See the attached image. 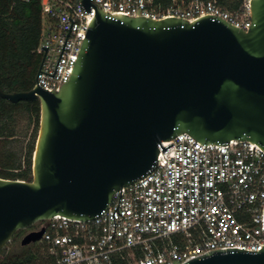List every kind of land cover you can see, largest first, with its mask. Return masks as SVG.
I'll return each mask as SVG.
<instances>
[{
    "label": "water",
    "instance_id": "95a60500",
    "mask_svg": "<svg viewBox=\"0 0 264 264\" xmlns=\"http://www.w3.org/2000/svg\"><path fill=\"white\" fill-rule=\"evenodd\" d=\"M81 4L96 13L69 81L57 91L0 87L12 102L41 103L32 179L0 177V252L37 221L100 216L114 192L157 166L159 145H174L162 141L182 132L204 145L248 139L264 149V0H251L248 30L215 14L157 20ZM43 234L28 232L21 244ZM183 264H264V245L219 248Z\"/></svg>",
    "mask_w": 264,
    "mask_h": 264
},
{
    "label": "built area",
    "instance_id": "2783aa9c",
    "mask_svg": "<svg viewBox=\"0 0 264 264\" xmlns=\"http://www.w3.org/2000/svg\"><path fill=\"white\" fill-rule=\"evenodd\" d=\"M243 1L241 10L231 12L217 0H172L165 9L155 0H91L104 11L157 20L194 21L215 14L248 30L251 0ZM40 2L42 29L37 52L43 64L34 87L39 83L57 91L71 77L96 9L92 5L87 12L81 0ZM69 16L74 20L71 31ZM43 45H49L46 56ZM172 142L164 151L159 145L157 166L114 192L103 214L88 220L59 215L37 221L29 232L44 229V234L32 244H44L56 253L57 264H116L114 254L132 247H141L144 256L130 264H183L228 247L260 250L264 245V149L248 139L204 145L187 132L162 141L164 146ZM118 206L121 214L116 211ZM194 229L201 237L197 243L192 241ZM175 235L188 243L175 242Z\"/></svg>",
    "mask_w": 264,
    "mask_h": 264
},
{
    "label": "trees",
    "instance_id": "16d2710c",
    "mask_svg": "<svg viewBox=\"0 0 264 264\" xmlns=\"http://www.w3.org/2000/svg\"><path fill=\"white\" fill-rule=\"evenodd\" d=\"M193 0H187L190 3ZM219 5L231 12L241 10L243 0H217ZM172 0H155V4L165 9ZM42 29V7L40 0H0V87L5 92L29 91L35 85L36 75L42 63L37 52ZM41 103L36 101L12 102L0 96V177L31 180L33 177V157L40 131ZM33 128L34 141L30 145L25 160L15 159V154L7 149L11 139L25 129ZM26 232L19 230L13 239ZM193 243L201 240L193 230ZM12 239V240H13ZM85 242L87 241L83 238ZM78 238L77 241H81ZM173 240L181 245L188 239L175 235ZM8 245V244H7ZM7 245L0 252V264H57L58 255L44 244L21 245L20 250L7 252ZM144 256L141 247H132L114 254L116 264H130Z\"/></svg>",
    "mask_w": 264,
    "mask_h": 264
},
{
    "label": "rangeland",
    "instance_id": "374dc122",
    "mask_svg": "<svg viewBox=\"0 0 264 264\" xmlns=\"http://www.w3.org/2000/svg\"><path fill=\"white\" fill-rule=\"evenodd\" d=\"M33 141V128L29 129L28 131L24 129L19 136L10 140L6 150H8L9 152H13L15 154V159L18 162H22L23 166H25V160L28 154V150ZM28 232H26L24 235H26ZM22 237L18 236L17 238L11 240L7 245L6 251L10 252L20 250L22 245Z\"/></svg>",
    "mask_w": 264,
    "mask_h": 264
},
{
    "label": "flooded vegetation",
    "instance_id": "af4514ba",
    "mask_svg": "<svg viewBox=\"0 0 264 264\" xmlns=\"http://www.w3.org/2000/svg\"><path fill=\"white\" fill-rule=\"evenodd\" d=\"M32 228H33V226H31L30 228L22 229V231H24V232H28V231H30ZM17 233H18V232H17ZM17 233L15 234V236L17 235ZM15 236H14V237H15Z\"/></svg>",
    "mask_w": 264,
    "mask_h": 264
}]
</instances>
